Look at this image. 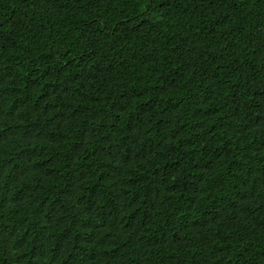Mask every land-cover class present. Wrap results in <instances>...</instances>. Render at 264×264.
Wrapping results in <instances>:
<instances>
[{
  "label": "trees",
  "instance_id": "1",
  "mask_svg": "<svg viewBox=\"0 0 264 264\" xmlns=\"http://www.w3.org/2000/svg\"><path fill=\"white\" fill-rule=\"evenodd\" d=\"M0 264H264V0H0Z\"/></svg>",
  "mask_w": 264,
  "mask_h": 264
}]
</instances>
